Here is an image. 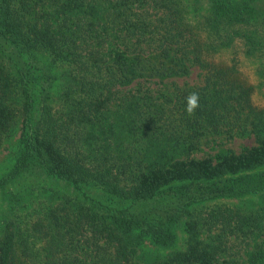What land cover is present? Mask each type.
Listing matches in <instances>:
<instances>
[{"label":"trees","instance_id":"trees-1","mask_svg":"<svg viewBox=\"0 0 264 264\" xmlns=\"http://www.w3.org/2000/svg\"><path fill=\"white\" fill-rule=\"evenodd\" d=\"M114 3L110 26L122 33L107 32L103 0H0V145L21 124L0 187L22 176L27 196L38 189L57 198L46 206V220L35 219L30 230L14 217L0 226V264H211L231 235L252 237L248 264L262 263L264 106L251 102L253 85L235 63L215 55L242 38L245 52L260 57L264 88V0ZM79 11L85 23L74 16ZM59 66L66 68L61 74ZM193 66L202 82L177 86L161 99L147 87L131 88V124L110 129L123 139L115 149L104 143L94 159H85L82 144L66 142L73 144L88 126L87 137H94L100 114L123 85L186 75ZM191 92L199 93L200 107L189 116L185 97ZM218 137H252L253 143L191 156ZM38 172L62 178L80 195L46 184L47 190L44 178L30 180ZM87 184L106 201L89 195ZM10 194L12 201L22 196ZM244 194L258 200L192 206ZM182 220L188 232L183 249L141 258L142 239L169 245L172 225ZM203 227L217 228L213 239H199Z\"/></svg>","mask_w":264,"mask_h":264},{"label":"rangeland","instance_id":"rangeland-1","mask_svg":"<svg viewBox=\"0 0 264 264\" xmlns=\"http://www.w3.org/2000/svg\"><path fill=\"white\" fill-rule=\"evenodd\" d=\"M115 1L116 0H103L104 5L101 9L100 15L101 17L106 16L108 26H110L109 12L113 9ZM128 7L130 8L129 12L131 13V3L128 4ZM132 9H135V7H133ZM82 13L83 12L79 11L74 14V16L78 15L77 17H80V19L85 23L86 20L83 18ZM107 32L122 33L119 28L114 30L111 26L108 28ZM215 59L223 63H235L239 70V75L248 83L253 85V90L250 95L251 102L257 106H264V88L260 83L261 75L257 69L260 57L256 54H249L245 52V45L242 38L237 37L233 44L224 47L220 52L216 53ZM64 69L66 68H64L63 66L57 67L58 74L63 73ZM58 82H60L59 79ZM201 82L202 71L196 66H193L190 69V72L186 75L170 76L162 78L161 80L155 79L150 82H145L143 83V85H141L140 83H128L126 85H123L121 89L122 91L112 99L108 107H106L100 114L101 122L97 121L95 123V127L98 128V130L96 131V135L91 138L87 137V132L89 131L88 126L82 129L81 135L74 136V139L72 140L73 144L70 142V139H66V142L70 144L71 147L74 144L76 146L82 144L81 147L84 151L81 149L82 153L80 154V156L84 157L85 159H94L96 154H94L93 152L98 153L97 151L103 149L104 143L106 145H109L110 150H113L115 149L118 140H123L116 137L118 136V134L113 133L110 129L111 127L120 129L122 126H125L128 123L131 124V115H128L126 110L127 107L131 105V88L135 90L137 87H140L142 90H144L147 87L149 88V91H147L149 94L154 95L156 99H161L163 95L168 94L177 86H187L190 84H198ZM52 103L55 106H59L61 104V101L58 98L54 97L52 99ZM104 125L106 126L103 127ZM20 126L21 124L18 121L14 125V128L10 131V134L5 136V138L2 140V143L0 145V176L7 170L10 164V151L13 149L18 140ZM126 141L127 140L124 141V144H126ZM214 141L215 142L211 143L209 146L203 145L202 147L192 151L191 156L201 157L206 153H214L215 151L221 149L223 150L226 147L239 150L242 145L253 143L252 137H218L217 140ZM90 146L94 147L95 150L93 149V151H90ZM42 178H44V180L42 181L45 183V188L47 184V186H54L55 188H57V190H61L59 192L68 196L80 195L78 194L79 190L75 189L71 184H66L67 182L65 180L57 176H49L47 174L38 172L36 173V177L34 176L30 180L42 182ZM23 179L24 178L22 176H18L6 185L0 187L1 228L6 220L14 217L17 218L19 224L24 227L25 230H28V228L30 230L31 225L35 219L39 218L42 220H46V206L49 205V210L52 205L57 203V198L54 193L44 194L40 193V190L38 189L35 190L34 196H27L28 194L25 193L26 190H22L25 180ZM83 189L89 195L101 198L103 201H106L105 195L99 188H97V186L87 184L86 187H83ZM10 192L22 196H19L16 201H12L13 195H11ZM28 197H32V199H28ZM244 200L253 201V203H255L258 200V196L256 194H244L241 197L217 196L213 198L198 200L193 203L192 206L195 208H208L217 204L236 206L244 204ZM12 202L14 203L13 206H11ZM172 230L174 233V241L169 245L153 243L150 239L147 238L142 239L139 243V253L141 258L164 257L171 251L183 249L188 241V232L184 221L182 220L173 224ZM216 232L217 228H212V230L210 231L207 230L206 227H203L199 232L198 237L201 240H211L214 238L212 234H215ZM232 238L233 235H231L228 239H222L218 258L211 264H248V252L253 249L255 240L252 237L245 235L236 237L234 238V240ZM39 241L42 243L41 240H38L36 241V245L33 246L35 251H39ZM260 264H264V260Z\"/></svg>","mask_w":264,"mask_h":264},{"label":"clouds","instance_id":"clouds-1","mask_svg":"<svg viewBox=\"0 0 264 264\" xmlns=\"http://www.w3.org/2000/svg\"><path fill=\"white\" fill-rule=\"evenodd\" d=\"M199 99L200 97L198 92H191L185 97V113L187 115L191 116L195 114V111L200 107Z\"/></svg>","mask_w":264,"mask_h":264}]
</instances>
